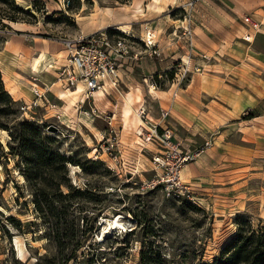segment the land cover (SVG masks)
Wrapping results in <instances>:
<instances>
[{"label": "rangeland", "instance_id": "obj_1", "mask_svg": "<svg viewBox=\"0 0 264 264\" xmlns=\"http://www.w3.org/2000/svg\"><path fill=\"white\" fill-rule=\"evenodd\" d=\"M232 6L229 0H0V66L7 74L1 76L14 101L9 116L38 124L71 157L73 186L62 183L67 196H54L64 204L56 200L52 209L58 244L56 219L45 204L48 216L36 208L20 156L8 152L10 129L0 127V264H202L226 256L221 252L240 228L264 230V56L247 39L245 16L252 17ZM78 34L109 42L120 91L97 90L71 106L61 94L74 87L56 78L53 65L64 61L63 41ZM120 45L124 52L115 54ZM53 81L61 99L50 100L55 107L47 102L58 110L49 116L36 98L55 96L43 88ZM128 90L130 116L144 103L152 121L173 126L183 149L210 141L181 171L189 192L145 187L141 181L153 173L147 158L142 169L116 166L102 151L111 100L119 102L113 123L121 141L142 143L137 122L124 125ZM31 102L30 109L20 107ZM144 144L151 157L157 147ZM115 218L123 225L106 233V220Z\"/></svg>", "mask_w": 264, "mask_h": 264}, {"label": "built area", "instance_id": "obj_2", "mask_svg": "<svg viewBox=\"0 0 264 264\" xmlns=\"http://www.w3.org/2000/svg\"><path fill=\"white\" fill-rule=\"evenodd\" d=\"M250 26L256 30L258 23L245 16ZM250 35V34H249ZM248 37V36H247ZM191 39V38H190ZM249 40V38H247ZM192 40V39H191ZM67 51L64 62L55 63L56 78L68 87H76L78 83L83 86L84 97L90 98L93 92L101 90L109 93V89L120 91V73L113 49L108 41L99 42L98 38L89 34H78L63 41ZM122 45L115 48V54H122ZM36 96L42 93L34 90ZM85 101V100H84ZM35 102L24 103L22 109H30ZM141 119L137 134L141 139L138 142L142 149L147 147L144 143H151L157 149L152 151L150 161L153 173L149 178L142 180V185L149 188L160 187L167 194L179 196L189 192L188 184L181 178V171L189 160L197 157L210 143L205 140L204 146L192 149H183L181 141L176 137L173 126H163L159 120L152 121L148 117L147 106L141 103L136 108ZM168 110L161 108V119L166 118ZM105 145L102 151L111 158L116 166H126L120 160L118 147V132L110 126L107 129ZM126 173H133L126 171Z\"/></svg>", "mask_w": 264, "mask_h": 264}, {"label": "trees", "instance_id": "obj_3", "mask_svg": "<svg viewBox=\"0 0 264 264\" xmlns=\"http://www.w3.org/2000/svg\"><path fill=\"white\" fill-rule=\"evenodd\" d=\"M258 40L264 41V34L257 32L251 45L256 49L264 50V45L258 44ZM13 103L4 88L0 71V117H3L0 118V127L9 128L11 132L8 152L20 156L23 174L33 190L34 204L44 216L48 215L44 213L42 203L48 207L49 213L56 219L53 237L58 244H61L57 227L58 216L52 213V209L56 208L54 205L56 200L63 204V201L54 197L55 195L67 196V193L61 189V184L73 188L67 181V164L71 162V157L54 148L51 145L53 138L43 135L38 124L29 120H17L16 116L10 117L9 114L14 113ZM10 121H13V126H8ZM46 179L50 184L45 182ZM221 253L227 255L202 264H264V230L240 228Z\"/></svg>", "mask_w": 264, "mask_h": 264}, {"label": "crops", "instance_id": "obj_4", "mask_svg": "<svg viewBox=\"0 0 264 264\" xmlns=\"http://www.w3.org/2000/svg\"><path fill=\"white\" fill-rule=\"evenodd\" d=\"M227 1V0H226ZM233 3V6H235L236 10L240 11L243 15L245 14H249L251 17H252V20L253 21H256L258 23V27L256 30H254L251 26V29H250V35H251V38L249 39L250 43L253 41V38H254V35L258 32L260 34H264V0H229ZM227 5V2L225 3ZM258 44H262L264 45V41H261L258 40ZM252 46V45H251ZM23 48V50H28L29 49L27 47H21V49ZM253 51L259 55V56H264V50H259V49H256L255 47H253ZM20 49V50H21ZM22 50V51H23ZM65 50V49H64ZM32 51V50H31ZM67 51L65 50L64 51V54H66ZM65 60V58H64ZM64 62V61H63ZM0 70H1V73L2 75L6 74L4 73V69L2 66H0ZM3 75V77H4ZM7 75V74H6ZM4 80V79H3ZM10 80V79H9ZM11 81V80H10ZM45 85L47 86H43V88L45 90H50L52 91V93L55 94V96L51 95L50 99H48V96L44 94V98H46L48 101H44V98L43 97H39V98H36V101L39 102L40 100L42 101L43 103V106H44V113L45 114H48L49 112L50 114H48L49 116H54V115H57L56 113L58 112V110L56 108H53L55 107V104L54 102H50V100H60L61 98H59L56 94V91H57V84H56V81H53L51 84H47L46 82H44ZM27 94L30 95L32 92L31 88H27ZM17 92V89H15V93ZM97 92V91H95ZM94 92V93H95ZM126 96L124 97V100H126V102L128 103L126 105V109L124 110L123 109V115H124V125H126L128 123V121H132V122H137V125H139V121L138 119L136 118L135 114H133L132 116H130V113L132 112V110L135 111V109L132 108V96H131V92L130 90L126 91ZM63 95V93L61 94V96ZM63 97V96H62ZM15 99H23L22 96H17L15 97ZM80 98L76 97L75 98V102L76 100H79ZM65 100V99H64ZM84 100V98L82 99ZM82 100H79L80 103ZM47 102H50V104H52V109L50 108V106L47 104ZM111 104H112V108H110V111L111 113L109 112V115L107 117L110 118L109 120V127L112 126L113 128H115V124L113 123V119L116 115V113H114V110H115V107L118 106L119 102H116L114 103L113 100H111ZM141 104V103H140ZM49 107V108H48ZM129 108V109H128ZM127 110V112H126ZM130 112V113H128ZM131 119V120H130ZM122 128H123V124H122ZM116 130H119V133H118V147H119V150H120V160H122V162H124V164L126 163V165H135L136 164L138 165V167H140V165H144V157L147 158L150 161V157L145 155L144 151H147L148 148H146V150H143L141 148V146H135L134 144H129L128 142H124V141H121V131L122 129H118L115 128ZM151 150L149 149L148 151V154L151 155L152 152H150ZM103 153H101L100 155H102ZM105 159V158H104ZM146 162V161H145ZM152 163V162H151ZM152 167V166H151ZM150 167V169H151ZM141 168V167H140ZM142 169V168H141Z\"/></svg>", "mask_w": 264, "mask_h": 264}, {"label": "bare ground", "instance_id": "obj_5", "mask_svg": "<svg viewBox=\"0 0 264 264\" xmlns=\"http://www.w3.org/2000/svg\"><path fill=\"white\" fill-rule=\"evenodd\" d=\"M117 27L120 28L121 30H125L122 25H118ZM82 90H83L82 84L81 83H78L77 86L74 89L70 88V89L64 91L62 96L65 99V101L68 103L67 105H71V106L74 105L75 104V98L76 97H78L80 99H83L84 98V94L82 93ZM135 116L138 119L139 124H141V119L138 116V113L137 112L135 113ZM106 221H107V226L105 228V232L106 233H108L109 232V229H111L113 227H119L120 225L121 226L123 225L121 222L118 221L117 218H115L114 220H106Z\"/></svg>", "mask_w": 264, "mask_h": 264}]
</instances>
